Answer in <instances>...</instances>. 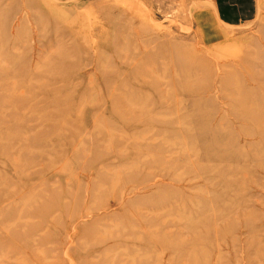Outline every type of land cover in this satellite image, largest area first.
<instances>
[{
    "label": "rangeland",
    "instance_id": "rangeland-1",
    "mask_svg": "<svg viewBox=\"0 0 264 264\" xmlns=\"http://www.w3.org/2000/svg\"><path fill=\"white\" fill-rule=\"evenodd\" d=\"M0 264H264V0H0Z\"/></svg>",
    "mask_w": 264,
    "mask_h": 264
}]
</instances>
